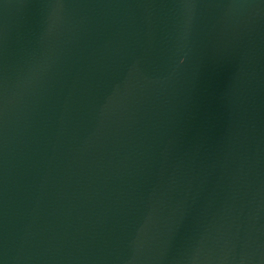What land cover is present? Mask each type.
<instances>
[{"label": "water", "instance_id": "water-1", "mask_svg": "<svg viewBox=\"0 0 264 264\" xmlns=\"http://www.w3.org/2000/svg\"><path fill=\"white\" fill-rule=\"evenodd\" d=\"M0 264H264V0H0Z\"/></svg>", "mask_w": 264, "mask_h": 264}]
</instances>
